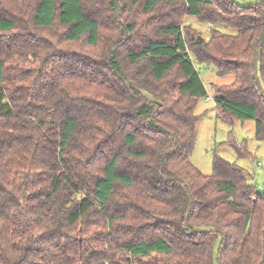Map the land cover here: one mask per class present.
I'll use <instances>...</instances> for the list:
<instances>
[{
    "label": "trees",
    "instance_id": "16d2710c",
    "mask_svg": "<svg viewBox=\"0 0 264 264\" xmlns=\"http://www.w3.org/2000/svg\"><path fill=\"white\" fill-rule=\"evenodd\" d=\"M205 67L264 141V0H0V264H264L256 171L191 161Z\"/></svg>",
    "mask_w": 264,
    "mask_h": 264
},
{
    "label": "rangeland",
    "instance_id": "374dc122",
    "mask_svg": "<svg viewBox=\"0 0 264 264\" xmlns=\"http://www.w3.org/2000/svg\"><path fill=\"white\" fill-rule=\"evenodd\" d=\"M239 1L248 2L253 0ZM186 20L205 36L208 34L206 24L199 22L193 17H189ZM59 33H61V30L56 32V34ZM52 36L53 40L56 41L57 37L54 34ZM60 46L66 49H77L78 51L87 47L82 41L60 43ZM202 73L205 83L208 85L209 97L201 99L195 109L196 114L205 115L199 118L196 124V136L191 152V161L204 175L212 173L215 156L234 162L248 173L252 174V170L256 171L257 175L255 180H252V183L259 188L264 183V141L256 139L254 121L233 120L231 123L227 122L217 116L215 104L212 100L213 90L209 87L210 82L228 84L232 81V76L218 77L213 67H205ZM261 86L264 90L263 82ZM236 145L240 146L246 154L240 153ZM262 192H264V189Z\"/></svg>",
    "mask_w": 264,
    "mask_h": 264
}]
</instances>
